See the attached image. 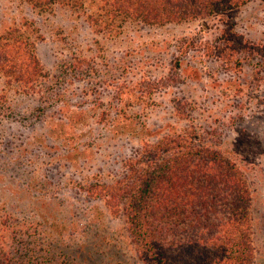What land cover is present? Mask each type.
<instances>
[{
  "label": "rangeland",
  "instance_id": "374dc122",
  "mask_svg": "<svg viewBox=\"0 0 264 264\" xmlns=\"http://www.w3.org/2000/svg\"><path fill=\"white\" fill-rule=\"evenodd\" d=\"M93 20L90 27L79 10L40 12L0 0V34L12 30L30 42L43 76L30 93L0 83V264H26V248L46 244L51 264H77L70 259L76 246L95 234L132 256L122 220L69 188L78 177L115 172L141 139L173 124L178 98L192 121L177 125L216 130L222 155L242 172L252 199L254 264H264V62L241 53L225 64L204 49L226 27L247 47L263 46L264 0L202 31L195 22L143 28ZM183 38L194 47L179 44ZM28 178L35 187L24 188Z\"/></svg>",
  "mask_w": 264,
  "mask_h": 264
},
{
  "label": "trees",
  "instance_id": "16d2710c",
  "mask_svg": "<svg viewBox=\"0 0 264 264\" xmlns=\"http://www.w3.org/2000/svg\"><path fill=\"white\" fill-rule=\"evenodd\" d=\"M19 1L40 12L53 6L79 10L90 27L97 15L103 21L143 28L195 22L202 31L216 17L225 18L251 0ZM228 28L217 35L215 46L204 44L206 52L225 64L241 53L259 55L264 62V45L247 47ZM179 42L195 45L189 38ZM42 77L30 42L15 37L12 30L0 34L2 86L30 93ZM181 100L175 99L171 107L173 124L152 130L151 140L141 139L115 172L106 171V177L96 172L71 182L69 189L91 208L101 204L109 216L122 220L132 252L128 257L126 247L95 234L76 246L70 259L77 264H254L248 185L239 167L222 155L216 130L177 125L192 121V112ZM25 186L36 184L28 178ZM52 254V245L46 244L38 250L26 248L22 258L26 264H51Z\"/></svg>",
  "mask_w": 264,
  "mask_h": 264
}]
</instances>
